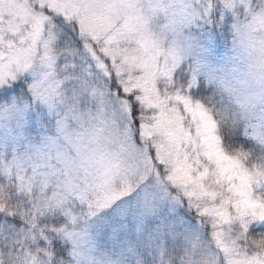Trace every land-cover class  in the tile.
Listing matches in <instances>:
<instances>
[{
  "label": "snow or ice",
  "instance_id": "6c2138e0",
  "mask_svg": "<svg viewBox=\"0 0 264 264\" xmlns=\"http://www.w3.org/2000/svg\"><path fill=\"white\" fill-rule=\"evenodd\" d=\"M0 264H264V0H0Z\"/></svg>",
  "mask_w": 264,
  "mask_h": 264
}]
</instances>
